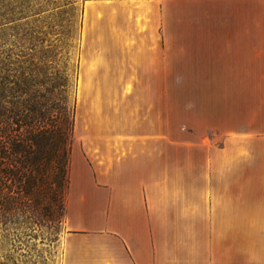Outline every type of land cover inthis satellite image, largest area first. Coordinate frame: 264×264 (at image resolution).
Masks as SVG:
<instances>
[{
    "label": "crops",
    "instance_id": "crops-1",
    "mask_svg": "<svg viewBox=\"0 0 264 264\" xmlns=\"http://www.w3.org/2000/svg\"><path fill=\"white\" fill-rule=\"evenodd\" d=\"M206 1L217 6L204 35L198 18L185 16L195 34L185 30L179 42L167 20L161 26L154 45L163 68L149 88L190 93L183 116L205 125L203 134L164 135L187 158L162 172L158 157L174 150L151 147L156 136L118 139L127 147L96 185L107 194L103 209L89 207L88 196L68 202L62 264H264V179L232 178L264 157V0Z\"/></svg>",
    "mask_w": 264,
    "mask_h": 264
},
{
    "label": "rangeland",
    "instance_id": "rangeland-1",
    "mask_svg": "<svg viewBox=\"0 0 264 264\" xmlns=\"http://www.w3.org/2000/svg\"><path fill=\"white\" fill-rule=\"evenodd\" d=\"M214 3L0 0V53L8 52L12 62L20 57L26 73L38 69L49 78L66 74L70 91L75 92L76 122L66 206L72 197L88 196L94 199L89 207L103 209L107 194L98 191L96 185L106 180V164L110 167L115 163L117 149L127 147L118 145V139L156 136L151 147L174 150L167 158L158 157L161 172L171 159L177 164L185 161L180 144L169 145L164 135L180 142L184 129L194 127L202 135L205 125H188L183 116L184 96L186 102L190 93L149 90L151 84L159 82L155 75L163 68V54L157 52L154 41L164 30L161 26L165 20L167 35L174 42H179L185 30L194 35V28L182 23L185 16L198 18L199 34L204 35L205 20L212 18L217 6ZM173 59V69L179 71V49H174ZM210 136L215 135L212 132ZM191 159L196 174L202 156L195 154ZM261 159L251 172L242 170L232 178L264 179ZM30 230L24 224L0 225V264H62L63 228L52 238L46 229Z\"/></svg>",
    "mask_w": 264,
    "mask_h": 264
},
{
    "label": "trees",
    "instance_id": "trees-1",
    "mask_svg": "<svg viewBox=\"0 0 264 264\" xmlns=\"http://www.w3.org/2000/svg\"><path fill=\"white\" fill-rule=\"evenodd\" d=\"M22 63L0 53V225L52 238L67 215L76 96L66 74L26 73Z\"/></svg>",
    "mask_w": 264,
    "mask_h": 264
}]
</instances>
